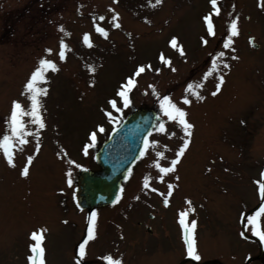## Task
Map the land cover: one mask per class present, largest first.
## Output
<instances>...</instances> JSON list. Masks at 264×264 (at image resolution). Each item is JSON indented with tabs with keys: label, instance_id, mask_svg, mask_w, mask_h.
Wrapping results in <instances>:
<instances>
[{
	"label": "rangeland",
	"instance_id": "obj_1",
	"mask_svg": "<svg viewBox=\"0 0 264 264\" xmlns=\"http://www.w3.org/2000/svg\"><path fill=\"white\" fill-rule=\"evenodd\" d=\"M260 2L218 0L220 14L212 17L215 35L208 36L202 17L211 11L209 0H162L158 5L155 0H0V138L10 132L12 101H20L26 109L30 106L28 94L22 95L23 86L38 60L52 59L58 65L39 84L47 89L41 97L46 126L39 137L28 136L23 150L15 152V167L0 151V264H28L30 233L41 228L46 229L45 264H77L78 259L81 264H107L101 259L104 255L122 264H264V243L246 226L247 216L260 204L254 181L264 182L260 176L264 171V8ZM109 8L120 14L119 28L108 23ZM94 15L105 16L96 23L108 30L107 38L95 31ZM231 18H238L234 52L223 48ZM84 33L89 34L91 47L83 43ZM172 37L183 46L184 56L171 47ZM61 40L67 45L63 61L58 56ZM49 48L51 53L46 51ZM217 51H225L221 59L229 67L218 62L217 71L203 79ZM161 53L170 58L171 66L159 60ZM89 64L95 72L88 71ZM142 64H150L153 70L136 77L131 103L125 108L117 90ZM220 75L224 77L220 91L212 95ZM189 83L203 84L197 90L204 99L188 94L192 103L184 105L181 97ZM149 85L185 108L194 125L189 148L176 172L157 181L152 161L158 159L166 166L184 133L169 121L166 127L174 136L152 131L150 139L158 140L157 147L135 164L117 203L92 210L97 213L95 237L86 245V255L77 258L91 212L78 210L73 201L79 172L98 167L96 145L117 119L143 106L156 107L160 115L158 98ZM110 99L117 100L121 112L111 107ZM105 111H111L115 121ZM93 131L96 142L85 154L83 148L92 143ZM156 151H164L165 156L157 157ZM28 155L33 161L25 177L20 170ZM144 176L150 177L148 188L143 186ZM167 183L174 188L165 206L160 193H167ZM189 207L194 209L188 222L196 221L199 261L187 256L178 223L179 212Z\"/></svg>",
	"mask_w": 264,
	"mask_h": 264
},
{
	"label": "snow or ice",
	"instance_id": "obj_2",
	"mask_svg": "<svg viewBox=\"0 0 264 264\" xmlns=\"http://www.w3.org/2000/svg\"><path fill=\"white\" fill-rule=\"evenodd\" d=\"M113 2H117V0H113ZM162 2V0H155V4L158 5ZM211 5V11L204 15L202 17L203 22L206 25V31L208 36H214V24H213V14L219 15L220 14V7L218 5V0H209ZM261 8H264V0H261L260 5ZM109 11L112 13L111 17L109 18L108 23L111 24L114 28H119L120 22H119V16L120 14L115 11V9L109 8ZM104 21L105 16H93V25L95 28V31L99 34H101L103 37L107 38L108 36V30L105 27H101L100 24L96 23V21ZM63 31V29H61ZM239 34L238 30V18H231L228 22L227 27V35L226 38L223 41V48L224 49H231L233 52L235 49L232 47L233 44V37L237 36ZM131 35L130 33L128 34ZM204 44L208 43V40L201 38ZM249 42L252 43L253 39L249 37ZM83 43L86 46L91 47V40L88 33L83 34ZM171 47L173 49H177L179 54L181 56H184V48L182 45L178 44V39L176 37H172L169 41ZM66 49L67 45L65 44L64 40L60 41L59 44V60L63 61L66 57ZM48 53L52 52V49H46ZM226 55L225 51H217L215 55L212 57V66L209 69L208 72L204 73L203 79H207L209 75H211L213 72L217 71L218 69V62L223 64L224 68H228L229 65L223 61L221 58H223ZM237 58V57H234ZM159 60L167 66H171V60L170 58H167L163 53L159 55ZM89 72H95L96 69L93 65L89 64L86 65ZM153 70L151 65H138L131 76H128L125 78V80L121 83L119 89L117 90L116 95L120 98L122 101L123 107H128V105L131 103L130 99V93L132 92L133 88L137 84L136 77L140 76L142 73L145 72V70ZM51 70L52 72H55L58 70L57 63L52 59L47 58H40L38 60V66L31 72L30 78L26 81L25 85L23 86V92L22 95L28 94V99L30 101L29 108H25L20 101L13 100L10 110V115L7 120L8 128L10 129L9 133H6L0 138V151H2L3 157L6 159L7 164L15 167L14 162V156L15 152L17 150L22 151L21 148L22 145L26 144L28 142L27 137L30 135H34L37 138L40 135L39 130L45 128V120L42 115V95L47 94V89L40 87L39 84L41 82H44L47 80V77L45 75L46 72ZM156 72L160 71V68L155 69ZM172 71H175L173 68ZM224 77L223 75H220L218 77V82L215 86V91L212 92V95H216L220 91L221 84L223 83ZM91 83H94L92 81ZM149 87L152 88L154 95L158 98L159 103V109H160V115L157 116L156 123L152 126V128L149 130V135L152 131L166 134L169 137L174 136V132L168 131L166 127V121L174 122L176 126H178L182 132L184 133V136L182 137V143L178 146L177 150L175 151L174 158L170 160V162L165 166L162 165L161 161L156 159L153 160L152 163L155 167V169L158 170L157 175L155 176V180L157 181H165L168 174H173L177 170V165L180 162L181 158L184 156L186 150L189 148L190 145V138L192 135V129L194 127L193 124H191L187 117V112L185 108L180 107L169 95H163L160 96V93L156 91L154 85H149ZM203 87V84L194 85L192 83L187 84L185 88V95L181 97V100L184 105H189L192 103L191 99L189 98V95L195 96L198 100H203L204 97L200 94V92L197 90L198 88ZM108 103L111 105L113 109H115L116 112H121V107L118 106L116 99H110ZM105 115L110 119L115 121V117L113 116V113L111 111H105ZM25 117L28 119L26 120ZM166 117V120L164 119ZM243 123V121H242ZM34 125L36 126L35 130H31L27 127V125ZM99 131L103 132L104 128L103 126H99ZM115 131V129H113ZM149 135H146L143 137V146L139 149V155L135 157V160H139L140 158L144 157L146 154V151L149 149H155L158 145V140L155 138L150 139ZM97 139V133L95 131L90 133V140L91 144H86L83 148V151L85 154H87L88 149L92 147ZM165 148H167V145H164ZM40 149V143L37 139V142L35 144V151L38 152ZM155 155L157 157L163 158L165 156L164 151H156ZM135 160L133 163H135ZM33 156L28 155L26 157V163L23 165V167L20 170V175L22 176H28L29 175V165L32 164ZM69 164L75 165L76 167H81V165L76 164L74 160H69ZM210 170V169H209ZM72 169H68V180L67 183L69 186L72 185L73 180L71 177ZM127 172L130 174L132 172V168H128ZM262 180H264V171L260 174ZM129 178L128 175H125L124 179L127 180ZM149 176L143 177V186L144 188H148L149 185ZM175 180H179V176H175ZM258 185V196L260 198V204L258 209L255 211L254 214L247 216V225L250 226V231L259 238V240L264 243V230H262V223H264V182H261V180L254 181ZM173 183H167V193H160L161 196H163V203L165 206L169 204V197L173 194ZM151 191L157 192L158 189L152 188ZM123 193V187L120 188L119 192H117L115 199L112 201L113 204L117 203L122 196ZM135 199H139V197H134ZM189 205H191V201H186ZM77 207H80L79 202L77 203ZM82 210V209H81ZM190 211H194L193 208L189 207L185 211L179 212V218L178 223L181 226L183 230V240L186 244V252L187 256L193 258L196 261H199L201 259L200 255L197 252L196 248V241L194 239V229L196 228V221L193 219L191 222H188V214ZM243 216V213H241ZM96 219H97V213L95 211H91L88 217V223H87V236L83 240L82 243L79 244L78 249V256L84 257L86 255V245L89 243L90 240H92L95 237V227H96ZM46 229H38L36 231H33L30 233V238L33 241L29 245L30 248V255L27 256L28 264H45V248L43 247V241L45 239L44 232ZM244 233H241L243 235ZM102 260L106 261L107 264H122V261L120 259L113 258L112 255H104ZM77 264H81L80 260H77Z\"/></svg>",
	"mask_w": 264,
	"mask_h": 264
},
{
	"label": "water",
	"instance_id": "obj_3",
	"mask_svg": "<svg viewBox=\"0 0 264 264\" xmlns=\"http://www.w3.org/2000/svg\"><path fill=\"white\" fill-rule=\"evenodd\" d=\"M154 120L155 113L152 110H140L112 134L98 154L102 170L84 172L80 177L75 193L79 208H93L115 199L120 190V182L138 156L143 137L147 135Z\"/></svg>",
	"mask_w": 264,
	"mask_h": 264
}]
</instances>
